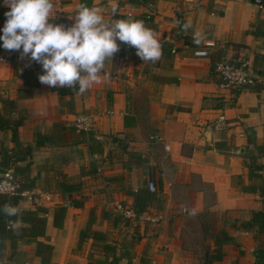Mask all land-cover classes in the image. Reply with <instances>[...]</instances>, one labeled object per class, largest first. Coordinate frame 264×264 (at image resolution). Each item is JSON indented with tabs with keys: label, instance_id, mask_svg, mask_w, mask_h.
<instances>
[{
	"label": "crops",
	"instance_id": "obj_1",
	"mask_svg": "<svg viewBox=\"0 0 264 264\" xmlns=\"http://www.w3.org/2000/svg\"><path fill=\"white\" fill-rule=\"evenodd\" d=\"M53 3L52 17L65 18L67 27L74 23L69 16L80 3L102 9L105 19L143 21L161 43L162 57L155 63L143 62L134 47L120 44L113 61L105 62L101 82L83 94L39 81L32 97L18 98L25 86L14 70L28 59L0 47V92L17 100L16 111L9 116H22L18 138L34 146L20 163L29 162L24 176L42 179L62 173L72 184L62 191L36 187L30 190L36 193L35 200L20 199L15 206L49 209L41 240L53 245L52 264H88L89 257L110 259L113 252H126L136 264L141 257L148 264H207L206 247L214 244L210 232L222 228L229 230L235 244H227L222 260L210 264H255L254 231L231 225L263 208V183L249 175V167L252 155L264 165V6L255 0H130L116 3L118 12L112 17L114 2ZM8 10L0 0V17ZM177 20L191 22L192 27L187 32L181 28L180 36L172 38ZM196 33L203 38L200 45L193 42ZM207 43H212L208 56L194 57L191 48ZM240 59L254 65L255 84L220 88L214 64ZM80 113L94 117V127L87 133L74 130ZM219 116L226 120L222 128L215 126ZM38 134L50 139L41 138L36 146ZM12 147L11 131H1L0 150ZM149 181L156 190L143 212L155 220L123 217L117 205L133 209V193L147 189ZM71 199L78 204L71 205ZM60 205L67 209L58 228L53 225V209ZM91 213L92 229L105 233L113 250L106 251L104 241L91 237L78 245ZM203 223L210 227L207 233ZM4 260L40 264L34 245L25 241L12 257L7 247ZM126 263L122 258L120 264Z\"/></svg>",
	"mask_w": 264,
	"mask_h": 264
},
{
	"label": "clouds",
	"instance_id": "obj_2",
	"mask_svg": "<svg viewBox=\"0 0 264 264\" xmlns=\"http://www.w3.org/2000/svg\"><path fill=\"white\" fill-rule=\"evenodd\" d=\"M4 4L9 10L0 29V47L19 52L21 59H28L26 66L39 63L43 69L39 81L48 87H68L83 94L101 82L105 62L113 61L120 44L134 47L143 62L155 63L162 57L161 43L143 21L131 17L105 19L102 9L80 3L76 13L69 16L74 23L65 27L51 22L53 0H4ZM117 12L118 4L113 3L112 17ZM176 24L180 26L181 22L177 20ZM191 27V22H185L181 30L187 32ZM202 39L196 33L193 42L200 45ZM19 211L10 204L0 207L8 217Z\"/></svg>",
	"mask_w": 264,
	"mask_h": 264
},
{
	"label": "trees",
	"instance_id": "obj_3",
	"mask_svg": "<svg viewBox=\"0 0 264 264\" xmlns=\"http://www.w3.org/2000/svg\"><path fill=\"white\" fill-rule=\"evenodd\" d=\"M150 1V0H146ZM51 22L56 24H62L67 27V20L65 18H53ZM178 26L176 31L172 33V38L179 37L178 30L182 28L183 22ZM256 33V31H254ZM264 33V32H263ZM261 33V34H263ZM185 41L189 43L188 37H185ZM28 65V64H26ZM22 66L20 69L15 68L14 75L22 79L25 88L18 93V98H29L33 95V88L39 84V75L42 74L43 69L38 66L37 63L30 64V66ZM0 100L2 102V109L0 110V132L6 129L11 131V137L14 142V147L11 149L0 150V173L6 169H11L17 174L21 180V189L32 190L39 187L43 190H66L71 187L72 184L68 182V178L65 174L58 173L53 177H30L24 176V172L28 171L29 162L25 165H21L22 161H25L34 150V146L27 143H22L18 138V127L22 123V116L11 118L9 115L16 111L17 100L15 98L3 97L0 92ZM75 130V128H74ZM41 138L50 139V135L38 134L36 146L41 145ZM257 152H262L258 146H256ZM258 155L251 156V163L249 167V175L252 177L260 178L263 183L264 193V178L262 170L264 165L257 161ZM153 197L152 192L147 189H138L133 193L134 203L133 209L137 214H141L145 208L149 205ZM20 196H9L0 194V207L4 204H10L16 206ZM263 208L251 212V217L248 220L235 222L231 225L233 229H243L245 231H254L255 238L258 240L257 246L254 250L255 264H264V199L262 200ZM78 203L76 200L71 199V205L76 206ZM66 206L60 205L53 209V225L61 228L66 213ZM49 209L42 205H36L34 209H21L16 216L8 217L0 212V264H8L4 260L5 250L9 248V256L12 257L17 249V245L22 242H29L34 245V254L40 258V264H52L53 245L49 242L41 240L45 237L46 233V214ZM94 221L93 214H90L87 225L79 233L78 245L80 246L87 238L93 240L104 241L103 248L106 251L113 250L107 241V235L103 232L93 230L92 223ZM15 225V229H13ZM210 227L208 223H203V231L207 233ZM211 238L214 241L213 247L207 246L205 251V262L210 264L214 261L222 260L225 255V246L227 244H235L233 235L229 233L228 229L222 228L216 232H210ZM127 259L126 264H136L133 261V256L128 255L126 252H122L116 255L115 252L111 254L110 259H102L89 257L88 264H120L122 258ZM137 264H148V260L141 257Z\"/></svg>",
	"mask_w": 264,
	"mask_h": 264
},
{
	"label": "built area",
	"instance_id": "obj_4",
	"mask_svg": "<svg viewBox=\"0 0 264 264\" xmlns=\"http://www.w3.org/2000/svg\"><path fill=\"white\" fill-rule=\"evenodd\" d=\"M100 2H114V3H127L130 0H99ZM255 2L263 7L262 0H255ZM147 7L151 8V2H145ZM152 16V11L147 12L146 17L150 18ZM6 16L0 17V29L3 28L6 22ZM2 33V31H0ZM212 43H207L202 47H192V54L194 57H203L208 56L209 48ZM185 47L190 48L189 44H186ZM175 52V50H172ZM214 71L218 77V84L220 88L228 89H241L244 87L252 86L257 80V73L254 65L245 59H240L238 61H225L220 60L214 64ZM95 120L91 114L80 113L78 114L73 121L74 128L77 132L87 133L91 131L94 127ZM226 124L224 116H219L215 120V126L222 128ZM168 149V147H166ZM21 178L15 174L11 169H6L0 173V194H5L9 196H20L21 199L33 201L36 199L34 192L30 190L21 189ZM147 189L151 192L156 190V185L153 181H149L147 184ZM40 194V192L38 193ZM44 196L48 199L49 195L47 193ZM118 210L120 211L123 217H136L142 215L145 220H155L150 218L145 212L137 214L134 209L119 203L117 205Z\"/></svg>",
	"mask_w": 264,
	"mask_h": 264
}]
</instances>
